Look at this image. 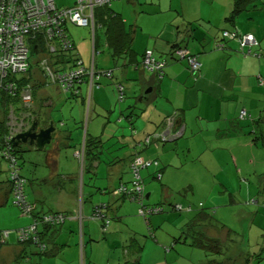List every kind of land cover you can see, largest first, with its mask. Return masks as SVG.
I'll list each match as a JSON object with an SVG mask.
<instances>
[{
  "label": "crops",
  "instance_id": "1",
  "mask_svg": "<svg viewBox=\"0 0 264 264\" xmlns=\"http://www.w3.org/2000/svg\"><path fill=\"white\" fill-rule=\"evenodd\" d=\"M54 2L71 7L75 0ZM233 2L115 0L110 8L119 19L120 41L108 48L102 29H97L101 36L96 52L91 28L67 22L74 46L69 55L96 72L109 70L112 79L101 76L91 84L85 80L75 88L77 95L70 96L34 65L22 76L29 79L24 85L32 88L29 111L38 128L51 121L55 128L42 152L23 147L24 193L35 207L34 216L60 213L69 218L43 230L48 242L44 255L20 243L14 232L31 224L33 216L13 208L2 166L0 264H264V82H258V76L264 81V57L242 56L237 39L221 38L222 31L251 33L264 52V0H252L247 10L229 19ZM85 28L91 33L86 54L77 35ZM88 33L85 30V43ZM216 43H224V48L217 50ZM178 46L198 57L201 68L195 78L187 63L177 60ZM147 50L165 62L161 78L141 66ZM98 55L104 56L101 67L95 63ZM115 110L121 121L116 125L111 118ZM241 110L247 119L239 118ZM172 114L184 126L183 135L147 143L149 136L163 131ZM96 143L99 150H94L97 159L92 161ZM133 156L158 162L140 175L144 206L161 207L162 213L145 218L138 214L140 204L113 193L129 184ZM99 204L106 205L110 219L105 230L91 217ZM176 204L184 212L173 211ZM201 208L213 218L199 230L219 240L221 259H209L208 250L191 245L187 225ZM3 232L8 233L2 239Z\"/></svg>",
  "mask_w": 264,
  "mask_h": 264
},
{
  "label": "built area",
  "instance_id": "2",
  "mask_svg": "<svg viewBox=\"0 0 264 264\" xmlns=\"http://www.w3.org/2000/svg\"><path fill=\"white\" fill-rule=\"evenodd\" d=\"M108 0H78L77 4L67 10L57 11L54 6V0H0V89L7 93L15 94L20 97V101L23 105L28 106L31 101V95L27 92V85L17 87V81L19 80L18 75L24 74L29 67L31 44L39 32L40 28L47 27L46 34L49 33L51 36L52 29L54 30L51 38L55 33L61 39L62 49L65 50L70 48V41L61 37L60 32L56 27V23L64 22L68 20L78 26H93V8L107 3ZM52 28V29H51ZM224 37L236 38L234 34H229L224 32ZM50 38V37H48ZM242 46L253 47L257 45L255 38L250 35H244L238 37ZM47 52L52 55L59 51L55 42L51 40L46 46ZM38 50V48L35 47ZM188 52L184 49H179L177 55L180 59H185ZM50 55H45L47 59H42L39 64L42 71H44L46 78L50 80L51 83L57 85V87L64 93H74L77 94L75 89L76 81L81 76L88 75L90 78L89 83L93 82L92 77L94 76V70L92 67L86 69L81 65L79 61L75 63V66L68 72L57 73L53 72L48 64V57ZM54 56V55H52ZM48 60V61H47ZM190 65L193 71L198 68V63L194 59H189ZM144 64L146 69L150 72H160L164 64L156 62L153 58L152 52L146 51L144 54ZM119 99L123 97L122 87L118 86ZM245 111H241L239 116H244ZM174 116L169 117L165 123V129L161 134H154L152 138H147L146 142L150 140H155L159 138L163 142L171 141L178 138L183 128L181 127L175 134L170 132V128L174 126ZM34 119L29 117L28 113H21L18 117L11 115L7 123V134L4 137L3 144L6 146L5 150H1L0 156L6 158V160H11L10 168L13 169L11 173V180L13 182V187L11 192L13 195L14 204L18 205L25 213L30 210V205L26 202L24 193L22 192V186L24 179H21L16 174L15 164L12 157L9 155L11 151L10 146L12 144V139L19 133H22L29 126L30 122ZM142 164L141 159H135L133 163L130 164L132 176H133V187H134V197L140 203L142 197V188L139 185V173L138 168ZM147 162L146 165H149ZM121 187L118 188L120 191ZM105 208V204H99L95 207L92 214L93 219H98L104 222L103 229H106L108 220L105 219L102 210ZM157 208L153 211L144 210L145 213L156 212ZM175 210H181L180 205H175ZM143 209H139V214H144ZM68 219L64 214H58L55 217H49L46 220L30 225L29 229L19 230V241L21 242H32L41 251H45V246L40 244L39 239L36 235L37 226L39 224L43 225H57L62 223L64 220ZM4 235H7L4 233Z\"/></svg>",
  "mask_w": 264,
  "mask_h": 264
},
{
  "label": "trees",
  "instance_id": "3",
  "mask_svg": "<svg viewBox=\"0 0 264 264\" xmlns=\"http://www.w3.org/2000/svg\"><path fill=\"white\" fill-rule=\"evenodd\" d=\"M77 1L78 0H75L74 4L71 7H58L55 4V2H54V6H55V9L57 11H63V10H67V9L73 8L77 4ZM113 1H115V0H108L107 3H104L102 5H98V6L94 7L93 8V26L92 27L90 25L82 26V27H89L93 31V48H94V51L95 52H96V45H97L96 42H98V37L101 36V33L100 34H97V29L98 30L99 29H102V36H103V40L102 41L105 42V45L108 48H110V49L111 48H116L115 47L116 43L118 41H120V39L118 38L119 35H118V27H117V23H118V20L119 19H118L117 15L114 14L113 11L110 8V5H111V3ZM251 1L252 0H234V2H233V10L231 12V16L229 17V19H231V18L233 19L234 18V15H237L241 11L247 10V7L250 5V2ZM67 22H69V21L68 20H65L64 22H58V23H56V27L58 29V32H60L61 37H63V38H65V39H67V40L70 41V43H71L70 48H67L65 50L62 49V47H61L62 46L61 39H60V37L58 36L57 33H55L54 36L51 38L52 33L54 31L52 28H51L52 29L51 36H50L49 33L46 34V29L48 28V26L47 27H44V28H40L39 29V32L36 35V37L33 40V42L30 43L32 45L31 46V52H30V58H31V60L36 64V61H37V58H36L37 56L36 55L38 53L44 54L45 51H46V48H47L46 47L47 44H49V42L51 40H53L55 42L56 46L59 48V51L57 52L56 56L50 55L48 57V59H53L51 61V63L56 68L57 73H60L61 74V73H64V72H68L70 69H72L75 66V63L77 61H79L81 63V65L83 67H85L86 69H90V67L93 68V70H94V76L92 77L93 83L94 82H97L101 76H106V77L110 78L111 77V72H109V71L95 72V69H94L93 66H90V67L84 66L83 63L80 60H78V58H76L75 55H73V56L72 55H69L73 51L74 46H73V42L71 41V39L68 37V34H67L68 33V30L66 28V26L68 24ZM72 24L75 25L74 23H72ZM224 32H227L229 34H234L236 36V38H232L231 39V38H228V37H224L223 36ZM247 34L252 35L251 33L239 34L237 32L222 31L221 38H222L223 41L224 40L230 41V40L237 39L236 40L237 41V45H238L237 52L240 53L242 56H245V57L246 56L264 57V52L261 51V50H259V43H258V41L256 39H255L257 41V45L256 46L249 47V46H242L241 45V42H240V40H239L238 37H242V36L247 35ZM48 37H50V38H48ZM128 42L129 41H126L125 47L129 51V44H127ZM216 46L217 47H215V48L217 50L223 49L224 48V43L223 44L222 43H216ZM35 47L38 48V51H37V49H35ZM179 49H184V50H186L188 52L187 53L188 55H187V57H185V59H180L178 57L177 51ZM147 51H150V50H147ZM145 52H144V54H145ZM150 52H152V51H150ZM112 54H113V57L114 58H118V57H116L117 56L116 53H113L112 52ZM144 54L142 55L141 66L146 69V66L144 64ZM174 54H175L177 60H183V61H185L187 63V68H188L190 74L195 78L196 75L198 74V72L200 71V68H201V63L198 61V57L195 54H191L185 47H180V46L174 48ZM153 58L155 59L156 62L163 63L164 66H165V62L160 61V60H157L154 56H153ZM190 58L191 59H194L198 63V68H197L196 71H193L192 68H191L190 61H189ZM27 71L28 70H26V72ZM162 73H163V68H161L160 72H155V74H157V76L159 78L162 77ZM24 80L26 81V83L29 82V79L23 78V77L22 78H19V80L17 81V84L16 85H17V87L19 89L21 87L25 86L24 85ZM85 80H87L88 82L90 81V78H89L88 75L81 76L78 79V82L76 81L75 86L76 87L77 86H80V84L83 83ZM258 82L259 83H263L264 81H263V79L261 77L258 76ZM51 84H53V83H51ZM53 85H55V84H53ZM55 86L57 87V85H55ZM57 89L60 92H62L58 87H57ZM29 90H31V88H29ZM62 93L65 94V95H70V96L77 95V94H74V93H71V94L70 93H64V92H62ZM17 94H18V92L12 95V94L7 93L4 90L0 89V153H1V150H5V148H6V146L3 144V142H4L3 140H4V137L7 134V123H8L9 118H11V115H14V116L18 117L21 113H28V111L26 110L27 109V106H25V105L22 104V102L20 101V97ZM30 95H31V98H32V92H31ZM240 112H239V114H240ZM28 115H29V117H32V118L34 116V115H32V113H28ZM133 116H135V115H133ZM171 116H174V118H175L174 119L175 124H174L173 127L170 128V132L172 134H175L181 127L184 130V126L179 122L178 116L176 114H172V115L168 116L165 120H167ZM127 118H131V116H129ZM239 118L241 120H245V119L248 118V116H247V114L245 112L244 116H242V117L239 116ZM35 120H37V119H35ZM165 123H166V121H165ZM30 125H31V122L29 123V126ZM164 127H165V125L163 126V131H164ZM183 130H182L181 135L178 138H180L183 135V132H184ZM253 133H255V131H253ZM153 135L154 134H152V136ZM152 136H149V138H152ZM178 138H176V139H178ZM176 139H174V140H176ZM174 140H171V141H174ZM151 141H156L157 143L158 142L159 143L160 142L161 143H166V142L161 141L159 138H156L155 140H150L149 142H151ZM22 146L23 145L14 147V146L11 145L10 146L11 151H9V155L14 160L15 169L17 170L16 171L17 176L19 178H21V179H24V177L22 176V174L20 172L21 171V165H20L19 159H18V153H21V152L24 151V149H23ZM98 148H99V145H97V143L91 148V151L93 152L92 153V156L95 155V151L96 150L97 151L99 150ZM96 156L98 157L97 152H96ZM91 159H92V161H94L97 158L94 156ZM135 159H136V157L133 156V158L131 159L130 164L133 163L135 161ZM141 160H142V164L138 168V173H139V180H138V182H139V185L142 188V193H141L142 194V197L140 199V203L138 201L132 199L134 197V187H133V176H132V171H131V167L130 166H129V171H130V181H129V184L127 186L121 184L119 187H121L123 189H121L120 191H118V188H119L118 187V188H116L114 190L113 193L115 195L121 196L124 199L129 200L131 202H137L138 204H140L141 209H143V211H144V210H147V208L143 204L144 185H143V181H142V177H141L140 173L144 169H147V168L152 167V166H157L158 165V162L156 160H150V159H148V160L147 159H141ZM3 162L6 163L5 168H6V172H7V183L4 186H7L8 185V189H10L11 202H12V204L20 211L21 214L28 215V216H31V215L33 216V220H32V223L31 224H29L27 226H24V227H21V228L17 229L14 232L16 234V237H17L18 241H19L18 231L19 230L29 229L30 225L36 224V223H39V222H42V218L39 215H35V216L33 215L34 214L35 207L27 200V197H26V195L24 193V188H25V185H26V180L25 179H24V183H23V186H22V192L24 193L26 202H28V204L30 205V210L27 213H25V211H23L18 205L14 204L13 195H12V192H11L12 191L11 188L13 187V182L11 180V173H12L13 169L10 168V165H11L10 162H11V160L8 161V160H6V158L0 156V174H2V172L4 173V170L2 169L4 166L1 164ZM147 162H150V164L149 165H146ZM176 205H180V204H176ZM97 206H94V208L92 210V213H91V217H92V214L94 212L95 207H97ZM200 206H202V205H200ZM156 208L157 207L151 208V209H149V211H153ZM262 208H264V203L262 204ZM105 209H106V205H105V208L102 210V213L104 214L105 219L108 220V223H107V226H106V228H107L110 219L106 215ZM172 209H173V211L175 210V205H173ZM184 210H185V208H183L181 206V210H175V211L176 212H184ZM187 210H189L191 212L194 211V210L192 211V209L190 207L187 208ZM205 211H204L203 208H201L199 211H196L194 213L193 218H191L189 220V223L190 224H188L187 227H188L189 230L192 231V234L190 236V238L192 240L191 241V245H193L195 247L203 248L205 250H208L209 252L208 251L207 252L210 253V254H220L221 253V250H222L221 249L222 246H221L219 240L214 239V238H208L205 235H203L200 232V230H199L201 228V224L204 223L205 220L207 221L208 219L213 218L212 215H211V213H208V212H205ZM145 212L146 211H144V214H142V215L139 214V213L138 214L146 218L148 215H151V214L162 213L163 210H162L161 207H158L157 210H156V212H150V213H145ZM45 214L49 215L51 213H45ZM65 216H67V215H65ZM67 217L69 218V216H67ZM94 220H98V219H94ZM65 221H67V220H65ZM99 221L102 222V226H103L104 222L101 221V220H99ZM59 225H61V224H57L56 226H59ZM56 226L53 225V224H51V225L39 224L37 226L36 235H37V237L39 239L40 244H43L45 246V251L44 252H41L37 248V246L34 243H32V242H21V241H19V242L20 243H24V244H30L36 250L37 255H39V256L44 255L46 253V251H47L48 242L42 236V232H43L44 229L52 228V227H56ZM4 233L5 232H3L2 236H1L2 239L6 237V235H4ZM210 264H223V263L222 262H215V263H213L212 261H210Z\"/></svg>",
  "mask_w": 264,
  "mask_h": 264
},
{
  "label": "rangeland",
  "instance_id": "4",
  "mask_svg": "<svg viewBox=\"0 0 264 264\" xmlns=\"http://www.w3.org/2000/svg\"><path fill=\"white\" fill-rule=\"evenodd\" d=\"M72 25L71 24H68V27H71ZM75 26H77L76 24H75ZM78 27V29L79 28H81V27H79V26H77ZM82 28H84V27H82ZM85 30L87 31V32H89L88 33V38H87V40H88V43H85L84 42V39H85ZM83 31V32H82ZM77 35L78 36H80V38H81V40H80V42H79V47H80V50H82V52L83 53H87L86 51H87V49H88V47H89V49H90V47H91V33H90V30L88 29V28H85V29H80V30H78L77 31ZM89 45V46H88ZM38 51V50H37ZM40 51V50H39ZM56 54L57 53H54V54H52V55H54V56H56ZM42 55V56H41ZM45 55H50L48 52H47V50L45 51V53L44 54H40V53H38L36 56V58H37V61H36V64L38 65H36L32 60H31V58H30V60H29V67L28 68H30V67H32V65H34V67H32V68H35V69H37V68H39V70L41 71V75L42 76H44L45 78H46V75H45V73H44V71H42L41 70V68H40V66H39V64L41 63V61H42V59H47L46 57H45ZM101 56L102 55H98L97 56V60H96V62L95 63H99V67H101L102 66V59H101ZM102 57H104V56H102ZM77 58V57H76ZM53 59H49V61H48V64H49V66L51 67V70L53 71V72H55L56 71V69H55V67H54V65L51 63V61H52ZM89 60H90V58H89ZM89 60H88V66H89ZM86 66V65H85ZM37 67V68H36ZM113 65L111 64V69L113 70ZM98 71H104V70H98ZM106 71H109V70H106ZM96 72V71H95ZM25 74V73H24ZM24 74H19L18 75V78H22V76H24ZM104 77H106V76H104ZM108 78V77H107ZM47 79V78H46ZM109 79V78H108ZM112 79V78H111ZM111 79H109V80H111ZM48 81L50 82V80L48 79ZM51 83V82H50ZM114 86V85H113ZM24 87V86H23ZM28 87L29 88H31V85H28ZM29 88H27V92L29 93V94H31V90H29ZM32 89V88H31ZM119 99V98H118ZM117 98H116V104H117V107H119L120 105H119V100H118ZM122 103V102H121ZM115 104V105H116ZM29 106H30V103L28 104V106H27V111H28V113H32V112H30L29 111ZM32 115H33V113H32ZM112 116H111V118H112V121H116V123H114V125H116V124H118V123H120L121 121H117L118 120V117H117V110H115L112 114H111ZM85 119H86V117H84V122H83V125H84V123H85ZM22 147H24V145L22 146ZM23 155H24V153L23 152H21V153H18V159H19V163H21V159H22V157H23ZM6 166V163H4L3 162V166ZM2 174H3V172H2ZM13 208H15L18 212H20L16 207H13ZM212 210H209V212H211ZM58 214L59 213H51V214H49V215H47V214H45V213H43V214H41V215H39V216H41V218H42V221H44V220H46L47 218H49V217H55V216H58ZM65 221V220H64ZM63 221V222H64ZM62 222V223H63ZM62 223H60V224H62ZM237 243H238V247L240 248V242L239 241H237ZM222 249V248H221ZM209 256H211V258H209V259H212V258H217V259H221V258H219L220 256H222L221 254L219 255V254H210L209 253Z\"/></svg>",
  "mask_w": 264,
  "mask_h": 264
},
{
  "label": "water",
  "instance_id": "5",
  "mask_svg": "<svg viewBox=\"0 0 264 264\" xmlns=\"http://www.w3.org/2000/svg\"><path fill=\"white\" fill-rule=\"evenodd\" d=\"M38 122V120H34L25 131L14 136L12 139L13 146L24 145L35 153L42 152L44 147L51 143L55 128L52 121L48 123L46 128H38Z\"/></svg>",
  "mask_w": 264,
  "mask_h": 264
},
{
  "label": "bare ground",
  "instance_id": "6",
  "mask_svg": "<svg viewBox=\"0 0 264 264\" xmlns=\"http://www.w3.org/2000/svg\"><path fill=\"white\" fill-rule=\"evenodd\" d=\"M32 102V98H31V101H30V103Z\"/></svg>",
  "mask_w": 264,
  "mask_h": 264
}]
</instances>
